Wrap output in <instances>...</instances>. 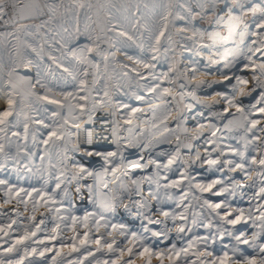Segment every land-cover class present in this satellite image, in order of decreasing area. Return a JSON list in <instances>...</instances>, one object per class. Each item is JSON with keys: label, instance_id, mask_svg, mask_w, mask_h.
Returning <instances> with one entry per match:
<instances>
[{"label": "snow or ice", "instance_id": "obj_1", "mask_svg": "<svg viewBox=\"0 0 264 264\" xmlns=\"http://www.w3.org/2000/svg\"><path fill=\"white\" fill-rule=\"evenodd\" d=\"M0 264H264V0H0Z\"/></svg>", "mask_w": 264, "mask_h": 264}]
</instances>
